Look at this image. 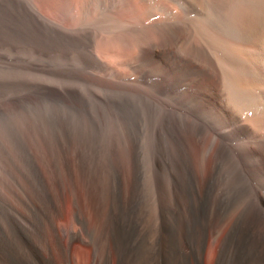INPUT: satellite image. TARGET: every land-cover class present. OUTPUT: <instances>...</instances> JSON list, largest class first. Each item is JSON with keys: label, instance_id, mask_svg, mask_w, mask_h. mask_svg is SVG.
I'll return each mask as SVG.
<instances>
[{"label": "bare ground", "instance_id": "6f19581e", "mask_svg": "<svg viewBox=\"0 0 264 264\" xmlns=\"http://www.w3.org/2000/svg\"><path fill=\"white\" fill-rule=\"evenodd\" d=\"M58 2L43 0L44 9L55 11L59 7L60 11L65 10L69 14L70 20L91 13L102 15V8L112 4L110 18L107 15L106 20L116 26L108 27V24L105 33L102 31L104 33L100 41L102 49L106 52H115L123 56L122 59L125 57V65L127 64L131 69L134 68L136 58L139 63H135L141 65L138 69L142 80L149 77L150 70H155L160 78L157 89L159 93L171 95L176 92L183 93V100L188 105L187 109L192 118L188 135L193 142L202 146L207 143L208 148L202 147L200 155L205 164L206 153L211 149L210 160L204 170L205 177L203 176V181L197 186L198 192H195L193 197H186L185 202L177 200L175 203L170 201L163 204L161 202V205L157 203L152 217L138 223L133 221L130 214L129 217L117 214V209L128 210L127 205L116 206V202H114L115 206L110 203L106 204L107 206L102 204L97 196L99 194L93 188L97 183L96 180L95 183L93 181L92 187L88 182L83 184L85 202L79 194L75 181L68 186L60 184L59 203L54 204L52 208L49 205L44 210L45 217L41 219L43 231H37L33 218L29 219V216L27 219L32 220V223L30 224L29 221V224H23L25 227L26 224L30 225L25 231L20 228L22 222L19 221L14 222L13 230L8 227L10 233L8 229L7 236L0 238V264H76L74 256L78 254H82L83 257L77 264H264V186L261 184L262 192H257L253 202L243 205L230 215L224 203L217 202L218 204H212L213 206L209 208L205 201L206 191L210 181H213L211 180L213 175L229 155L228 147L232 148L238 158L236 162L239 163L238 168L252 180L264 183V0H61ZM133 50L136 51L135 54ZM133 57L135 58L132 62ZM155 71L152 73L155 74ZM78 158L79 155L77 157L79 161ZM95 166L90 167L95 168ZM73 168L77 173L78 167ZM79 170L81 171V168ZM100 171L101 168L99 173L96 170L98 175L101 174ZM162 172L166 177L163 170ZM191 172L196 179L198 177L196 171L193 169ZM94 174L90 173L96 178ZM161 179L160 177L159 183ZM165 184L168 185L169 182ZM170 185H173L172 182L168 186ZM165 190L167 191V187ZM219 191L220 189L218 193ZM67 196H71L69 205L74 219V224L71 226L58 224V219L66 212ZM10 202L6 204L13 203ZM42 202L46 203V201ZM21 203L22 201L20 206ZM13 204L15 208V203ZM35 205H38V202L35 201ZM35 205H32L33 210ZM124 211L121 213L124 214ZM37 214H41L40 211ZM26 217L27 215L24 216ZM20 219H23V216ZM6 224L8 225V220L4 225ZM9 226L11 227L10 224ZM135 230L138 232L136 235ZM211 239L213 240L210 241ZM75 242L83 243L88 248L86 250L84 248L83 251L76 250L79 252L77 254L74 251V254L72 245Z\"/></svg>", "mask_w": 264, "mask_h": 264}, {"label": "rangeland", "instance_id": "374dc122", "mask_svg": "<svg viewBox=\"0 0 264 264\" xmlns=\"http://www.w3.org/2000/svg\"><path fill=\"white\" fill-rule=\"evenodd\" d=\"M111 9L113 6L110 3L107 8H102V15L91 13L70 20L69 14L65 10L60 11L59 7L55 11L45 10L43 0H0V202L2 203H0V235L2 234L0 238L10 233L9 228H14L12 225L15 221L22 222L23 227L20 228L25 231L29 219L32 218L37 231H43L41 219L45 217V208L49 205L52 208L54 204L59 203L60 187L68 186L74 181L85 202L83 184L88 182L92 187L93 181L95 183L96 180L95 185H99H94L93 188L99 194L97 196L102 204L110 203L115 206L114 202H116V206L127 205L128 210L117 209V214L122 217L130 216L136 223L151 218L161 202L162 204L175 203L177 200L185 202L187 198L193 197L198 192L197 186L205 177L204 170L209 163L211 149L207 151L203 164L200 150L202 147L207 149L208 145L195 143L188 135L192 118L187 109L188 105L183 100L182 92H176L174 95L159 93L157 89L160 78L155 70H150L149 77L142 80L138 69L141 65L137 64L139 61L137 62L135 57L131 58L132 62L134 58L137 62H134L132 70L127 64L125 65V57L122 59L123 56L102 49L100 41L108 24V27L116 26L106 20L107 15L110 18ZM133 52L136 53L135 50ZM154 71L157 76L152 73ZM228 153L226 162L218 166L216 175L214 174L211 179L213 181H210L206 191L208 199L206 198L205 201L209 208L217 202L224 203L230 215L243 205L253 202L257 192H262L264 183L252 180L238 168L239 163H236L238 158L232 148L228 147ZM36 154L37 156L40 154V158ZM42 156L44 158H41ZM90 166H95L97 169ZM73 167H78L77 173ZM99 168L102 174H99L100 176L97 174ZM193 169L198 175L196 179L191 172ZM162 170L166 177L162 174ZM167 171L170 174L174 173V178ZM73 172L76 175L72 174ZM160 177L162 179L159 183ZM165 180L169 184L172 182L173 187L166 185ZM166 187L168 192L165 190ZM171 188L173 191H170ZM218 189L222 193L220 191L218 193ZM24 194H27V197ZM70 197L65 198L68 203L65 205L64 216L58 219L59 225L74 224L69 205ZM19 198L26 205L21 203L20 206ZM35 201L38 205H35ZM9 202L15 203V208L13 203L7 205ZM32 203L35 205L34 210ZM27 205H30L29 208ZM31 211L35 214L40 211L41 214L35 215ZM122 211L125 213L122 214ZM26 215L27 217L24 218ZM22 216L26 222L20 219ZM7 220L8 225H4ZM9 220L10 222L13 220V223ZM25 223H27L26 227ZM137 233L135 230L134 234ZM84 248L86 250L88 247L80 242L72 245L74 254L76 250L83 251ZM78 255L74 256L76 264L83 257L82 254Z\"/></svg>", "mask_w": 264, "mask_h": 264}]
</instances>
